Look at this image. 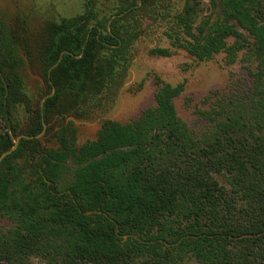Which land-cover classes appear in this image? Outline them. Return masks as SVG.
Listing matches in <instances>:
<instances>
[{
	"label": "trees",
	"instance_id": "1",
	"mask_svg": "<svg viewBox=\"0 0 264 264\" xmlns=\"http://www.w3.org/2000/svg\"><path fill=\"white\" fill-rule=\"evenodd\" d=\"M158 1H122L114 13L126 12L110 27L111 14L92 23L94 0L46 23L36 56L55 91L28 108L23 133L33 137L0 164V217L9 222L0 264H264V0H212L217 17L197 24L202 0H185L173 15L188 36L174 43L196 58L246 52L255 62L248 89L219 98L203 131L178 116L184 82L157 76L156 103L138 119H105L95 139L76 144L67 117L88 115L138 35L126 18ZM17 39L0 20V155L14 145V106L30 102ZM54 119L50 146L37 135Z\"/></svg>",
	"mask_w": 264,
	"mask_h": 264
},
{
	"label": "rangeland",
	"instance_id": "2",
	"mask_svg": "<svg viewBox=\"0 0 264 264\" xmlns=\"http://www.w3.org/2000/svg\"><path fill=\"white\" fill-rule=\"evenodd\" d=\"M86 1L0 0V20L6 23L14 37H18L17 46L24 58L21 67L24 90L27 99H30V102H17L12 110L13 125L16 129L14 141L17 135L23 133L31 117L32 112L28 108L35 109L38 102L42 103L45 97L55 91L54 86L52 91H49L43 67L36 56V48L41 42L46 23L83 13ZM94 1L96 17L92 23L104 21L111 14L106 20L107 26L110 27L113 18L126 12L114 13L124 0ZM184 3L185 0L158 1L153 9H140L136 15L131 16L133 18H126L127 23L131 21L128 24L131 33H138L124 51L126 58L115 66L112 79L102 91L88 102V115L67 117L73 119L77 126V146L95 139L105 119L128 123L138 119L145 109L154 105L157 76L174 85L184 82V89L174 98V103L180 119L196 133H200L210 124L205 113L214 107L219 98L228 101L231 92L236 91L243 95L248 89L255 62L246 52L240 53L234 61H230L223 51L201 60L174 43L177 37L181 40L188 38L173 17ZM168 11L169 16L163 14ZM217 13L212 0H202L195 24L206 19L213 20ZM133 19L137 20V23ZM232 41V38H228L229 43ZM157 47L164 51L153 52L152 49ZM59 125L60 121L56 119L46 124L40 135L43 143L57 146L53 133ZM47 127L50 130L45 132ZM0 132H4L1 119ZM8 225L9 222L0 217V230ZM35 264L46 263L35 259Z\"/></svg>",
	"mask_w": 264,
	"mask_h": 264
},
{
	"label": "water",
	"instance_id": "3",
	"mask_svg": "<svg viewBox=\"0 0 264 264\" xmlns=\"http://www.w3.org/2000/svg\"><path fill=\"white\" fill-rule=\"evenodd\" d=\"M45 127H46V124H44V129H45ZM41 134L42 133L38 134L37 136H40ZM21 137H33V135H28V134H25V133H21V134L17 135V137H16V139L14 141V145L10 149L5 150L4 152L1 153V155H0V164H1L2 159L6 155L10 154L13 150H15L17 148Z\"/></svg>",
	"mask_w": 264,
	"mask_h": 264
}]
</instances>
